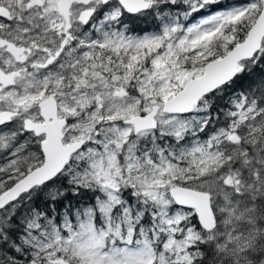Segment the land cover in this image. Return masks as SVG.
<instances>
[{"label":"snow or ice","instance_id":"snow-or-ice-1","mask_svg":"<svg viewBox=\"0 0 264 264\" xmlns=\"http://www.w3.org/2000/svg\"><path fill=\"white\" fill-rule=\"evenodd\" d=\"M0 264H264V0H0Z\"/></svg>","mask_w":264,"mask_h":264}]
</instances>
